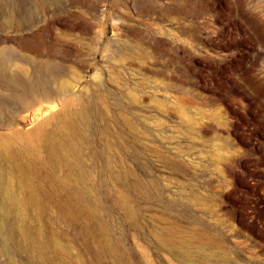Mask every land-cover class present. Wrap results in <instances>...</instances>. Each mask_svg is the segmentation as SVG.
Returning a JSON list of instances; mask_svg holds the SVG:
<instances>
[{
	"label": "rangeland",
	"instance_id": "1",
	"mask_svg": "<svg viewBox=\"0 0 264 264\" xmlns=\"http://www.w3.org/2000/svg\"><path fill=\"white\" fill-rule=\"evenodd\" d=\"M42 10L25 25L1 18L0 50L20 57L19 37L41 35L53 45L41 59L76 98L0 124L44 251L10 245L0 264H264V0H53ZM0 98L13 100L2 84ZM71 113L76 157L61 127L59 152H36L35 128Z\"/></svg>",
	"mask_w": 264,
	"mask_h": 264
},
{
	"label": "bare ground",
	"instance_id": "2",
	"mask_svg": "<svg viewBox=\"0 0 264 264\" xmlns=\"http://www.w3.org/2000/svg\"><path fill=\"white\" fill-rule=\"evenodd\" d=\"M49 1L53 0H0V19L4 17L8 21H13V19L23 21L24 25L33 23L37 14L43 11L42 8ZM19 38L20 45L27 53L16 57L11 54L9 48L0 50V84L9 91L10 96L13 98V100L0 98V112L5 115L0 120L1 125H9L13 122V116L22 110L32 108L34 104L42 100L60 98L68 102H74L70 101L69 97L65 99V96L70 95L71 98H76V95L69 92L67 88H61L56 84L59 72L56 70L54 60L49 56L46 59H41L46 47L44 38L38 34H27ZM50 45L46 47L49 53H51L50 49L53 47L52 44ZM54 115L47 118L49 124H52L47 132H44L43 124H39L33 131L34 145L37 147L35 151L38 152L40 147H45L50 154L58 153L60 148L57 134L60 132L58 129L61 127L64 129L62 130L63 137L64 134L66 136L63 147L71 157L75 158L77 145L73 141V113L65 119L60 117V120H57V125L52 119ZM76 115L83 121L87 119L83 107H80ZM30 138L31 134L22 137L26 140H30ZM12 157L13 153L7 139L0 135V249L19 244L32 247L36 249V257L40 259L43 257L44 251L35 242L36 239L32 235L26 213L22 208L20 209L26 194L27 177L22 173L24 170L23 164L18 162L13 165ZM74 169L82 188L90 190L92 188L90 181L87 184L84 183L88 177L85 166L77 162ZM16 170L20 174L18 179L15 177ZM137 184L146 189L144 182L141 183L140 179H137ZM103 244L111 248L110 243L106 240L103 241ZM180 254L184 256L186 251L182 250Z\"/></svg>",
	"mask_w": 264,
	"mask_h": 264
}]
</instances>
